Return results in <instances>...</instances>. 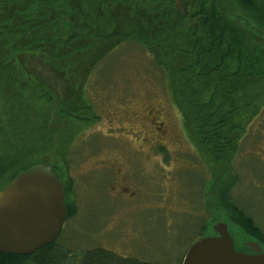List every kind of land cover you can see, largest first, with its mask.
I'll return each instance as SVG.
<instances>
[{"label":"trees","instance_id":"16d2710c","mask_svg":"<svg viewBox=\"0 0 264 264\" xmlns=\"http://www.w3.org/2000/svg\"><path fill=\"white\" fill-rule=\"evenodd\" d=\"M127 41L161 69L169 101L211 174L205 205L212 218L202 229L215 233L221 219L230 233L264 246L262 231L229 195L234 158L264 107V0H0V188L43 162L60 176L73 215L72 150L99 118L84 86ZM214 181L218 201L211 204ZM101 249L105 264H118ZM68 253L52 241L28 254L2 252L0 264H70Z\"/></svg>","mask_w":264,"mask_h":264},{"label":"rangeland","instance_id":"374dc122","mask_svg":"<svg viewBox=\"0 0 264 264\" xmlns=\"http://www.w3.org/2000/svg\"><path fill=\"white\" fill-rule=\"evenodd\" d=\"M164 83L151 55L132 41L113 48L89 75L84 94L99 118L76 137L72 196L67 197L75 212L56 239L69 251L70 264L88 258L105 264L101 248L118 264H179L188 246L208 235L202 226L212 218L205 205L211 174L188 140ZM149 108L166 120L160 139H155ZM109 161L118 163L122 176L104 166ZM231 172L237 176L231 199L264 234V107L250 122ZM215 185L211 204L218 201Z\"/></svg>","mask_w":264,"mask_h":264},{"label":"water","instance_id":"95a60500","mask_svg":"<svg viewBox=\"0 0 264 264\" xmlns=\"http://www.w3.org/2000/svg\"><path fill=\"white\" fill-rule=\"evenodd\" d=\"M65 189L48 164L35 163L0 188V253L28 254L54 240L67 215ZM216 233L196 239L181 264H264L257 241L246 244L254 251L236 249L225 221L213 225Z\"/></svg>","mask_w":264,"mask_h":264},{"label":"flooded vegetation","instance_id":"af4514ba","mask_svg":"<svg viewBox=\"0 0 264 264\" xmlns=\"http://www.w3.org/2000/svg\"><path fill=\"white\" fill-rule=\"evenodd\" d=\"M151 112H152V110L149 108L148 109V111H147V113L148 114H150L149 115V119H150V121H151V123H152V127H153V132H154V134L157 136L155 139H160L161 137H162V134H163V131L167 128V125H166V122L164 123L163 121H161V117H159L160 116V114L158 115L156 112L155 113H153L152 112V114H151ZM158 117H159V119H158ZM160 137V138H159ZM156 141H158V140H156ZM104 166L111 172H113V174L115 175V177L117 176H122L123 175V173H124V171H123V169L120 167V166H118V163H116V162H114V161H109L107 164H104ZM116 167V173H114V169L113 168H115ZM122 177H119V179H121ZM65 199H66V197H65ZM68 216H69V209H68V206H67V216H66V219L68 218ZM65 219V220H66ZM65 220H64V222H65ZM64 222H63V224H64ZM63 224H62V226H63ZM59 235V234H58ZM58 237V236H57ZM56 237V238H57ZM234 237V241H235V243H236V245H235V247L237 248V249H239V250H243V251H253L252 249H251V247L250 246H248L245 242L247 241V240H255V241H257V242H260V244H262L261 246H262V248H264V246H263V243H261V241L259 240V239H257V238H253V239H251L250 237H246L245 239H239L238 241H237V239H236V237L235 236H233ZM234 243V244H235Z\"/></svg>","mask_w":264,"mask_h":264}]
</instances>
